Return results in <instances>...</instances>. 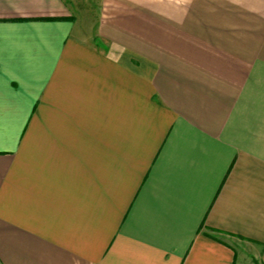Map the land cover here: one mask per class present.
Returning a JSON list of instances; mask_svg holds the SVG:
<instances>
[{"label": "crops", "instance_id": "crops-1", "mask_svg": "<svg viewBox=\"0 0 264 264\" xmlns=\"http://www.w3.org/2000/svg\"><path fill=\"white\" fill-rule=\"evenodd\" d=\"M0 0V264H264V0Z\"/></svg>", "mask_w": 264, "mask_h": 264}, {"label": "rangeland", "instance_id": "rangeland-1", "mask_svg": "<svg viewBox=\"0 0 264 264\" xmlns=\"http://www.w3.org/2000/svg\"><path fill=\"white\" fill-rule=\"evenodd\" d=\"M89 2H84L82 5H81V9L84 7V8H88L90 10V13L93 15V13L95 12V4L88 0Z\"/></svg>", "mask_w": 264, "mask_h": 264}]
</instances>
